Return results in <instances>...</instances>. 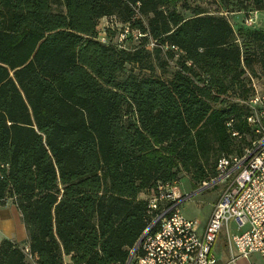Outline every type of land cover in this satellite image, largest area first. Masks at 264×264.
Wrapping results in <instances>:
<instances>
[{
	"label": "trees",
	"instance_id": "1",
	"mask_svg": "<svg viewBox=\"0 0 264 264\" xmlns=\"http://www.w3.org/2000/svg\"><path fill=\"white\" fill-rule=\"evenodd\" d=\"M179 1L0 0V203L13 199L27 231L0 242V264H125L157 182L183 171L200 184L249 143L264 29L227 14L264 0L189 16ZM103 17L119 24L104 43ZM128 64L140 72L121 77Z\"/></svg>",
	"mask_w": 264,
	"mask_h": 264
},
{
	"label": "built area",
	"instance_id": "2",
	"mask_svg": "<svg viewBox=\"0 0 264 264\" xmlns=\"http://www.w3.org/2000/svg\"><path fill=\"white\" fill-rule=\"evenodd\" d=\"M242 23L258 25L257 10L245 13ZM121 28L118 43L128 32V23ZM98 39L107 41L103 30H98ZM251 86L246 122L252 138L241 153L220 155L214 176L199 184L198 188L221 185L201 232L197 230L198 220L180 211V203L190 197L181 190L180 180L157 182L148 198L147 224L137 246L129 250L128 264H217L213 248L222 229L233 251L231 259L247 258L254 252L264 259V90L253 78ZM24 251L28 252L27 246Z\"/></svg>",
	"mask_w": 264,
	"mask_h": 264
},
{
	"label": "rangeland",
	"instance_id": "3",
	"mask_svg": "<svg viewBox=\"0 0 264 264\" xmlns=\"http://www.w3.org/2000/svg\"><path fill=\"white\" fill-rule=\"evenodd\" d=\"M230 2L231 4L235 0H226ZM225 1V2H226ZM234 5V4H233ZM176 9L181 12L184 16H189L192 14V11L199 7L204 10H206L210 14H219V12L224 11L226 7L224 6L223 0H181L176 3ZM226 14V13H225ZM244 12H235L233 14H227L230 22L234 26V28L237 30L238 28H243L241 25L242 19L244 17ZM257 23L258 20H257ZM259 25V24H258ZM256 25L257 27H259ZM119 24L117 23L116 19L114 17H103L98 21V30H103L107 27L110 28V30H115ZM119 31L114 34L111 39L113 42H117L119 39ZM134 34H137L134 32ZM174 65V59L168 60V64L165 66V68L155 66L153 72L156 74H159L163 77H165ZM257 68V65L255 66ZM130 72H140L138 68L133 67L131 64L125 65L123 71L121 72L120 76L125 77ZM260 84V88L264 90V78H253ZM250 139V137H248ZM178 178L180 180V188L183 192H188L190 194V197L183 200L180 205V211L185 217L191 218V219H197L199 222V225L197 227L198 232L200 233L208 216L211 211V204L218 198L220 194L221 185H215L211 187L204 188L203 190L199 192H194L198 189V182L195 180H192L190 175L188 173H185L183 171L179 172ZM224 236V230L222 229L218 235V237ZM64 262H67L66 264H70L68 261H66V258L64 257ZM29 264H35L32 260H29Z\"/></svg>",
	"mask_w": 264,
	"mask_h": 264
},
{
	"label": "crops",
	"instance_id": "4",
	"mask_svg": "<svg viewBox=\"0 0 264 264\" xmlns=\"http://www.w3.org/2000/svg\"><path fill=\"white\" fill-rule=\"evenodd\" d=\"M258 26L264 29V10L257 11ZM8 239L15 242H26L27 231L21 219L20 212L12 198H6L0 203V242ZM217 264H264V259L254 252L249 257L231 259L233 251L228 247L225 236L218 237L214 245ZM69 262V256H65Z\"/></svg>",
	"mask_w": 264,
	"mask_h": 264
},
{
	"label": "water",
	"instance_id": "5",
	"mask_svg": "<svg viewBox=\"0 0 264 264\" xmlns=\"http://www.w3.org/2000/svg\"><path fill=\"white\" fill-rule=\"evenodd\" d=\"M204 188H205L204 186H201V187H199L197 190H195L194 192H192L191 194H193V193H195V192H199V191L203 190ZM137 243H138V242H136V243L134 244V246H133L134 248L137 246ZM129 259H130V256H128V258H127L125 264H128V263H129Z\"/></svg>",
	"mask_w": 264,
	"mask_h": 264
}]
</instances>
